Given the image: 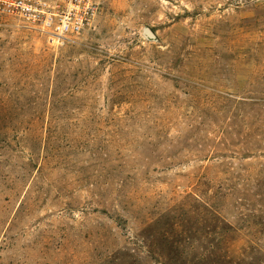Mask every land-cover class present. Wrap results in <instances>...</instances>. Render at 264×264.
Instances as JSON below:
<instances>
[{
  "label": "rangeland",
  "instance_id": "rangeland-1",
  "mask_svg": "<svg viewBox=\"0 0 264 264\" xmlns=\"http://www.w3.org/2000/svg\"><path fill=\"white\" fill-rule=\"evenodd\" d=\"M0 264H264V0L0 17Z\"/></svg>",
  "mask_w": 264,
  "mask_h": 264
},
{
  "label": "built area",
  "instance_id": "built-area-1",
  "mask_svg": "<svg viewBox=\"0 0 264 264\" xmlns=\"http://www.w3.org/2000/svg\"><path fill=\"white\" fill-rule=\"evenodd\" d=\"M103 0H0V17L51 40L66 41L88 28Z\"/></svg>",
  "mask_w": 264,
  "mask_h": 264
},
{
  "label": "water",
  "instance_id": "water-1",
  "mask_svg": "<svg viewBox=\"0 0 264 264\" xmlns=\"http://www.w3.org/2000/svg\"><path fill=\"white\" fill-rule=\"evenodd\" d=\"M144 33L150 39L155 38L154 32L149 27H145Z\"/></svg>",
  "mask_w": 264,
  "mask_h": 264
}]
</instances>
